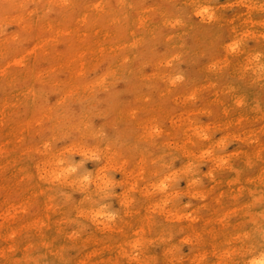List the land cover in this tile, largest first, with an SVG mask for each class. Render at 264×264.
<instances>
[{
	"label": "rangeland",
	"instance_id": "1",
	"mask_svg": "<svg viewBox=\"0 0 264 264\" xmlns=\"http://www.w3.org/2000/svg\"><path fill=\"white\" fill-rule=\"evenodd\" d=\"M0 264H264V0H0Z\"/></svg>",
	"mask_w": 264,
	"mask_h": 264
}]
</instances>
